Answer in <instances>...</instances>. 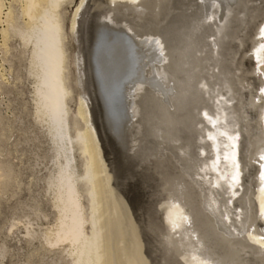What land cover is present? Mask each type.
<instances>
[{
	"label": "rangeland",
	"instance_id": "obj_1",
	"mask_svg": "<svg viewBox=\"0 0 264 264\" xmlns=\"http://www.w3.org/2000/svg\"><path fill=\"white\" fill-rule=\"evenodd\" d=\"M20 1L21 0H4L5 6L3 9V15L10 9L12 14L16 16L18 15L19 19L17 22L23 23L27 20V17L20 15V10L22 9V1ZM98 1L99 0H68L62 5V17L64 18L62 19L64 21L63 24L66 35V52L69 55V58L71 57L70 62H72L69 64V77L73 100H68V107L74 113H77L78 105L82 106L81 111H83L84 118L81 117L79 119L82 125L85 124V127L89 130V133L92 136L93 158L95 161V170L98 175V186L101 191L100 200L102 209L105 210L108 218L107 220L111 222V225L113 224L117 232H119L114 238L109 235V233L107 234V240H110L106 249L107 253H109V256H112L113 248L116 245L120 264H190V261L192 262L191 264H195L194 260H196L197 264L205 263L206 261H209V257L205 255L207 250L203 249L200 241H198L200 239V236L198 237L197 234L198 232H193L194 235H189L188 231L184 228V225L182 228L178 227V229L176 226V228L172 227L169 230L166 222V219L169 218L167 211L171 212L178 209V212L176 213L182 218L181 221L186 220L187 224L190 223V226L188 225V227L196 230L192 225V221L194 220L191 216L193 212L197 213L194 202L189 203V206L191 205L190 207L192 208L189 207L188 210L191 209L192 211L190 210L191 212L184 213L185 211L175 204L174 197L171 195L168 188L171 182L170 180L173 177L178 182L181 178L189 179L190 176L188 173L185 172L186 176L184 175V177L181 175V172L183 171L180 168V166L186 164L185 161H189V158L186 159V155L184 154L178 155V149H173L169 146L170 144L172 145L170 141L165 142L166 144L164 143V147L162 142L163 138L155 139L156 133L153 132L154 130L160 129L164 132L166 130V128L164 130V126L168 125L170 127L171 125L164 123L160 117L155 118L156 115L153 111L157 106L154 107L153 103L150 104L152 105L150 106L145 102V105H143L144 107L141 105L144 104V102L140 103L141 101H144V96H146L145 101L152 100L150 96L152 93L145 94V92H141V86L144 88L149 86L158 91V95L155 96L156 99H159V101L161 100V103L166 101L164 98L166 95L170 94L168 91L170 88L167 86L169 85V82H165V80L171 77L170 71L174 68L173 61L176 51L173 46L176 47L177 40L172 37V42H169V38L166 39L165 37L167 35L169 36L171 33H174L175 35L176 32L179 31L177 28L181 27L180 23L183 21L181 18L184 19V13L191 12V10L185 9V5H183L182 1L178 7L175 5L174 12H178V14L177 12L175 13L176 18L173 14L169 17L170 19L172 18V21L169 18L163 21L161 23L162 25H160V33H154L155 30L153 28L156 23L155 21H157V19L162 21L164 15L161 14L162 17L160 15L155 20L152 18L153 16L150 10L152 11L154 8L152 7L154 2L151 0H146L149 7L147 10H145L146 7L143 9L144 15L142 12L140 13V11H138L139 13L136 11L130 12V14L133 13L132 15H120V18L127 22L130 29L133 30V34H135V31L137 33L138 30L142 29L145 32L152 33L153 37L158 39H153V42L159 41L161 42V45L163 44V48L161 49L156 48L155 44L152 42V44H150L148 41V44L146 43L147 46L144 44V47L141 49L140 46L142 43L139 44L140 42L138 41L135 42L134 40H129L128 36L130 33L128 34L127 31H123L122 33L118 30V20H114V18L113 20L111 19L112 21H105L106 15H103L104 18L100 17V15L104 13L103 10L108 11L112 5L109 6V4H106V6L100 5L98 7L96 6ZM126 1V3H131L132 7L138 5L135 4L136 0ZM183 1L186 2L188 0ZM197 1L198 0H195V3H197ZM234 1L227 3L240 4V2H242L241 0ZM251 1V5L249 4L246 8L241 7L242 9H239L240 12L242 11L241 13L239 12L240 14L247 15V13L244 12L245 9L248 10L250 6L253 9V12H251L252 14L249 15L250 17L247 16L246 21L244 20V22H238L235 18H232L237 21H234L236 25L234 23L232 27L228 28V37H223V51L232 55V61L230 60L231 63L228 62L227 59L222 62L223 64H228L230 66V68L228 66L229 69L227 68V71L229 70V72L227 73L225 71V75L233 78L232 87H239L240 89L239 91L232 92L233 99L229 101L228 94L225 91L224 76L222 73H217L220 74L222 77L221 79L223 80L220 79V82L218 81L219 86H217L216 89L218 95H216L217 93L215 94L217 103L215 105V112L212 114L215 115V117L213 116L212 119H215L214 121L217 122L216 127L219 128L217 129V133L220 134L218 135L225 137V135H228V132H230L229 129L231 128L232 121L228 115L225 116V119V114L223 115L222 113L223 111L225 112V109L230 108V106L233 107V104H235L236 111L233 110V112L236 114V117L238 116L237 122L240 119V131L244 138L246 134H251V148L252 150L257 151L255 158L258 159V162L256 161L257 167L255 168L256 170L254 169L255 171H253V175H256L257 180H259L255 181L254 179L253 186H251L249 182L244 184L245 187L241 190H244L243 192H246V194L252 190L254 195L249 201L247 200V204L244 203V200H241V204L244 207H241L242 209L240 208L241 211L238 210L239 214H246H243L245 217L242 215V218H244L242 222L246 223L247 229H249L247 234L245 233L243 235L244 232L242 233V236H244L243 241L248 240L249 242L252 241L254 243L249 232L252 233L255 229H253V231L250 230V226H253L254 228V225H257L256 223L260 222L263 225L262 227H264V124L260 122V117L264 115V39L263 34L260 38L257 35L258 32L264 29V0ZM120 3L123 5L125 0H122ZM143 6L144 5H142V7ZM117 7L120 12H122V7ZM108 14L109 11L107 13V18ZM198 15L200 17L201 14ZM232 15L233 14L231 13L229 17L230 20H232ZM141 16L142 18H140ZM168 20L170 23H167ZM222 20L223 19H220L219 17L217 19L215 18V20L213 19L212 22L216 24L211 26L212 30H219V28L223 29L221 23ZM173 21L177 24L176 26H174L175 23ZM201 21L203 20H200V22ZM98 23L99 26H103V30L101 27H98L101 30L98 28V30L96 29ZM166 23L168 25H166ZM241 23L244 25L242 26ZM113 25L115 27L114 29L112 28ZM152 25L153 27H150ZM169 25L171 26L170 28ZM3 27L6 28L5 22L0 23V28ZM169 30L173 32L169 33ZM229 31L233 32L229 33ZM2 34L3 33L0 31V168L1 166L2 169L5 168L7 164L9 167L6 168L9 169L8 177L10 178H3V176L0 178V264H72L71 258L68 256L67 252L64 251L66 250L64 244L49 245L44 239V233H48L54 229L57 217V211L51 201L52 194L49 191L46 182L47 177L55 170V151L46 124L35 117L36 106L35 101H33V87L35 83L34 78L28 73L30 45H24L21 39L13 35L11 32L6 34L5 37ZM165 34L166 36H164ZM172 34L170 37L173 36ZM214 38V35L206 37V39L210 41ZM242 40H245L246 43H243ZM116 41H118L117 44H115ZM130 41L133 43L135 42V48ZM183 44L177 48L180 51V61L181 63H192L193 58L191 60L192 55L186 48L187 44ZM95 45L97 47L99 46L98 51L96 50ZM100 45H102V49ZM117 45H119L118 48ZM123 45L125 46L123 47ZM228 45L229 50H226ZM121 47L123 48L121 49ZM105 52L106 55H104ZM121 54L126 55L124 61L126 68L124 67L122 69L123 71L118 70L119 66H117V61H119ZM183 54H186V56ZM115 57L116 59L114 60ZM124 71L125 73H123ZM121 72L123 74H121ZM138 74L141 77H139ZM188 74L187 70L185 72L180 71L178 75L188 79ZM197 75L198 74L196 73L193 76L195 79L192 80V84H189L190 86L187 81L184 82V88L188 87V90L191 88L192 90L197 91L201 86V80ZM182 80L184 79L182 78L181 82ZM125 89L128 91L124 92ZM137 92L139 95L141 93V95L139 96ZM142 93H144V95ZM132 96L134 98H132ZM162 96L163 99H161ZM260 96L261 99L258 102L257 98H260ZM137 100L139 102H137ZM259 104L261 107L258 108ZM148 107H152L151 110L155 109L151 111ZM136 108L137 110L143 108L141 110L142 114L139 113V111H136ZM145 113H147L148 116ZM216 115L218 117H216ZM242 122L244 125L241 124ZM246 122L250 123V127H244ZM191 126L192 125L189 127L191 128ZM242 126L244 128H242ZM248 128H250L249 132L247 131ZM172 132H175L177 135L179 134L176 130H172ZM233 134H230L231 140L235 138L233 137ZM241 138L242 136L240 138L236 137L237 140L234 139V142L231 144L226 140L227 142L224 143V145L222 144L224 141L222 142L221 140L220 144L226 148L232 145L229 149V154H233L238 158L240 156V159L242 158L239 160L240 165H242L239 167V172H244V162L248 161V158H245L243 151L244 153H249L250 151L243 149L245 141L248 143V138L247 140L244 139V142L243 138L240 140ZM154 142H158L160 145H154ZM214 142V144H217L216 141ZM234 143L235 149L240 150L235 151L233 148ZM238 144H241V147H239ZM178 156L184 157L186 160H183L181 157L179 159ZM216 158L214 159L215 161H217V159L218 161H221L219 157ZM161 159L165 166H162L161 163H159V166L156 165L157 160L162 161ZM76 160L78 161L77 157ZM177 160H179V162ZM80 165L84 169L82 162ZM173 165L176 167L174 168ZM85 173L87 174V172ZM231 173L232 172H229L228 174ZM253 175L250 179L254 178ZM171 198L172 201H170ZM180 200L181 199H179L178 202L182 203ZM169 202L170 204L167 205V208L166 204ZM254 203L257 204V207L252 215V221L254 223H251L250 215L252 214V204L254 205ZM85 204L87 205L88 210H91L92 200L89 201L87 198ZM170 205H172V209L169 207ZM243 210L245 212H242ZM122 214L125 216L123 217ZM182 214L186 217H182ZM230 214L231 216H234L233 218H236L235 213ZM223 219L225 220H223L224 230L227 229L226 232L228 234V239L231 242L228 241L229 243H227L226 251L221 250V259L218 264H220V262L221 264H226L229 255L232 254L229 252L234 249L236 250V247H238L236 237L234 238L230 232V230L234 228L229 226L230 224L225 218ZM226 222L229 224L228 228L226 227ZM157 226L159 227L157 228ZM163 226L167 229H164ZM194 226L197 227V225ZM176 229L179 231L175 232ZM181 229L183 233L181 232ZM203 229L199 230H201L202 234L206 236V231ZM243 229L246 230V226H244ZM153 231L155 232L152 233ZM253 234L258 238L255 231ZM140 240L143 241L142 245ZM233 240L235 244L233 243ZM255 244L257 243L255 242ZM231 245H233V247ZM119 247L122 248L124 253L119 250ZM194 247L198 251L200 250V253L203 255L202 257L196 259L190 258L193 255L192 251L194 250ZM213 247L215 248V246ZM257 247L259 250H262L264 246L257 244ZM211 250L213 253L220 252V250L218 251L213 248H211ZM252 253L255 254L253 251ZM252 253L250 257H253L254 259L255 256H253ZM225 254L228 257H226ZM243 256L242 258H244ZM141 257L143 260L140 259ZM256 258L259 259L258 257ZM203 260L205 261L203 262ZM212 263L214 264L215 262L211 261V264Z\"/></svg>",
	"mask_w": 264,
	"mask_h": 264
},
{
	"label": "bare ground",
	"instance_id": "obj_2",
	"mask_svg": "<svg viewBox=\"0 0 264 264\" xmlns=\"http://www.w3.org/2000/svg\"><path fill=\"white\" fill-rule=\"evenodd\" d=\"M21 1H22V6H21L22 9L20 10V15L26 16L27 20L23 23H18L17 22L19 19L18 15L16 16V15L12 14L10 9L7 12H5L3 15V9L5 6L4 5L5 2H4V0H0V23H2V22L6 23V28H4V27L0 28V31L3 33L2 35L4 37L6 36V34L11 32L13 35L19 37L24 45H30V53H29L30 58H29V65H28V73L34 78V83H35L34 87H33L34 88V94H33L34 100L33 101H35V106H36L35 107L36 110L34 109L36 111L35 117L39 121H42L43 123L46 124L47 131H48L50 138H51V141L54 145L55 170L52 174H50L47 177L46 182H47L48 189L52 194V198H51L52 200L51 201H52V205L54 206V208L57 211V217H56V224L54 226V229L48 233L45 232L44 233V239H45L46 243L49 245L64 244L66 247V250H64V251H66L68 256L71 258L72 264H120L119 257H118V250H117L116 245L113 248L112 256H109V253H107V250H106L107 245H109V243H110V240L109 241L107 240V234L109 233V235L113 236V238H114V236L118 235L119 232H117V230L115 229V226L113 224L111 225V222H109L107 220L108 218H107V215L105 213V210L102 209L101 200H100L101 191H100L99 186H98V175H97V172L95 170V164H94L95 161L93 158L92 136L89 133V130L85 127V124L82 125L81 121L79 119L81 117L84 118L83 111H81L82 106L78 105L79 107H78L77 113H74L68 107V100H71V99L73 100V98H72V87L70 85V77H69L70 76L69 64H71L72 62H70L71 57L69 58V55L66 52V46H65V39H66L65 36L66 35H65V29H64V24H63L64 18L62 17V5L64 3H66L68 0H21ZM121 1L122 0H99L97 2V5H96L98 7L100 5L106 6V4H109V6L112 5L111 8L108 10L109 11L108 18H107V13H108L107 10H103L104 13L101 14L100 17L102 18L103 15H106L105 21H108V20L112 21L114 18H115L114 20H118L117 21V22H119V25H118L119 29L118 30L122 33H123V31H127L128 34L130 33L128 36L129 40L131 39L132 41L134 40L135 42L138 41V42H140L139 44L142 43L140 46L141 49L144 47L143 46L144 44L147 46L148 41L150 44H152V43L155 44L156 48L162 49L163 44L161 45V42H159V41L153 42V39H155V37H153L152 33H148L147 31L145 32L144 30L141 29V30H138L137 33L135 31V34H133V30L130 29V26H128V23L123 21L122 18H120V15H125V14L132 15L133 13L130 14V12H132V11H136L137 13H139L138 11H140V13L142 12V14H143V9H145V7H146L145 10H147L149 7V5H147V3H146V0H136L135 4H138V5L135 7H132L131 3H126L127 2L126 0H125V3L123 4L124 6H123L120 3ZM151 1L154 2L153 6L151 5L152 7H154L153 8L154 10L153 9H152V11L150 10V12H152V16H153L152 18L155 20L161 14L164 15L163 16L164 19H162V21H160L158 19H157V21H155L156 23L154 24V28H153L155 30L154 33L159 32L160 25H162L161 23L163 21H165L166 19H168L170 16H172L174 14L175 18H176L175 13L177 11L174 12L175 5L178 7L179 4H181V1L183 2V5H185V9L191 10V12H185L184 13V19L181 18L183 20L180 23L181 27L177 28V29H179V31L176 32L175 35H174V33L172 34L171 32H173V31H170V30H169L170 32L169 31L168 32L171 33L173 36L170 37L171 34L169 36L168 35L166 36V34L164 35V36H166L165 37L166 39L169 38L168 39L169 42L171 41L172 37H173V39L176 38L175 40H177L176 47L173 46L174 50L176 51L175 55H174L175 58L173 61L174 62V68H172L170 71L171 77L168 76L170 79L167 78V80H165V82L166 81L169 82V85H167V86L170 88L168 90L170 94L166 95V97L164 98V100H166V101L161 103L160 102L161 100L159 101V99H156L155 95H158V93H157L158 91H156L155 89H152L147 85H146L147 88H144L143 86L140 87L141 92L143 91V92H145V94L146 93L147 94L152 93L150 95L152 98L151 101H145L146 96H144L145 97L144 101L140 100L141 101L140 103L144 102V104H141L142 107H144L143 105H145V102H147L148 105L153 103V106L154 107L157 106V108L156 109L154 108L155 109V110L153 109L154 111L151 110L152 107L149 108L152 105H150L148 108L151 111H153V113H155V115H156L155 118L160 117V119L164 123L171 125L170 127L168 125L164 126V130L166 128V130L164 132H162L160 129L154 130L153 132L156 133L155 139L156 138H163L162 142H163L164 147H165L164 143L170 141L172 143V145L170 144L169 146L173 149H178L177 150L178 155L184 154V155H186V159L189 158V161H185L186 164L180 166V168L183 171V172H181V175L184 177L185 172H186L190 176L189 179L188 180L185 178L182 179L180 177L182 180L180 179V181L178 182L173 177L170 180L171 182H170V185L168 188H169L171 195L174 197L175 204L177 206L181 207L185 211L184 213H187L191 210V209L188 210V208L191 206V205L189 206V203L194 202V206L196 207L195 210L197 213L193 212V214L191 216L193 217V220H194V221H192L193 222L192 225H193V227L196 228V230H193L191 227L189 228L188 225L190 226V223L187 224L186 220L181 221L182 218H180L179 217L180 215H178V213H176V212H178L177 211L178 209L173 210L171 212L167 211L169 218L166 219V222H167V225L169 227V230L172 227L176 228V226H177V228L178 227L182 228L184 225L185 226L184 228L186 229V231H188L189 235L190 234L194 235L193 232L194 233L198 232L197 233L198 237L200 236L199 238L201 239V240L199 239L198 241H200L202 248L207 250L206 251L207 253L205 255H207L209 257V261H206L205 263H202V262H200V263L211 264V261H212V262H215L214 264H218V262L221 259L220 258L221 254H222L221 250L226 251L227 250V243H229L228 241H230L228 239V234L226 232L227 229L224 230V227H223L224 226L223 222L225 221L223 218H225L230 224L229 225L226 222L227 223L226 227L228 228V225H229V226H231V228H234V229L230 230V232L234 238L236 237V239H237L236 243L238 245V247H236L237 249L236 250L234 249L235 251L231 250V252H229V253H232L231 255H229V257L226 256V254H225V256L228 257V259H227L228 262H226V264H264V247L262 248V250L258 249L259 246L257 247V244L264 246V229H263L264 227H262L263 225L260 222H257L256 223L257 225H254V228H253V226L252 227L250 226V228H251L250 230L253 231V229H255L254 230L255 234H257V236H258V238H256V236L253 234L254 231L252 233L249 232L250 237L254 240V243L252 241L249 242L247 239H246L247 241H245V240L243 241L244 236H242V233L244 232L243 235L245 233L247 234V231H249V229H247V224L242 222L244 219V218H242V215L245 213H242V214L238 213V210H240L241 207L242 208L244 207V206H242L241 202L244 200V203L247 204L249 199L254 195L252 190H250V192L247 194H246V192H243L244 190H241L242 188L244 189V187H245L244 184L249 182L250 185L253 186L254 185L253 184L254 179H255V181L259 180V179L257 180L256 175H253V171H255L256 170L255 168L257 167L256 161L258 162V159L255 158V156L257 155V151L252 150V148H251V140H250L251 134L245 133L246 134L245 138L242 135V132L240 131V126H239L240 119L237 122L238 116L236 117L235 116L236 114L233 112V110L236 111V107L234 106L235 104H233V107L230 106V108L225 109V112L223 111V113H222L223 115L225 114L224 118L226 115H228L232 121L231 128L229 129L230 132H228V135H225V137L219 136L220 134L217 133L218 132L217 129H219V128L216 127L217 122L214 121L215 119L214 120L212 119L213 116L215 117V115H212V114H213V112H215V105L217 103L215 94L217 93L216 95H218V92H216V89H217V86H219L218 81L222 78L220 76V74H217V73L218 72L222 73L224 76L223 79L225 81V91L228 94V100L229 101L233 99L232 92L237 91V90L239 91V89H240L239 87H234V86L232 87L231 85H232L233 78L229 77V76H228L229 77L228 78L225 75V71L227 73L229 72V70L227 71V68L229 65L228 64L225 65L222 62H224V60H226V59L228 62H230V60L232 59V55L223 51V48H224L223 37H228L227 36L228 28L232 27V25H234V23H235L234 21L237 20L238 22H240V21L244 22V20L246 21L247 16L250 17L249 15H251L252 14L251 12H253L252 11L253 9L250 6H249L248 10L245 9L244 13H247V15L246 14L245 15L240 14L242 11L240 12L239 9L241 7L246 8V6L249 5L252 1L251 0H241L242 2H240V4H235V3L229 4V3H227L230 1L233 2L234 0H230V1H228V0H198L197 3H195V0H188L186 2H184L183 0H154V1L151 0ZM245 1H246V3H245ZM142 5H144V6L142 7ZM117 6L122 7V12H120V10L118 9ZM123 8H127V9H123ZM63 13H64V11H63ZM231 13L233 14L232 15L233 17H231V19L235 18L236 20L235 19H232V20L229 19ZM142 14H140V15H142ZM177 14H178V12H177ZM198 14H201L200 17ZM162 15H161V17H162ZM201 16H202V18H201ZM133 17H131V18H133ZM218 17L220 19H223L221 21L223 29L219 28V30L214 31V29L212 30V28H211V26L214 24L212 22V20L213 19L215 20V18L217 19ZM140 18H142V16ZM85 19H86V17H85ZM176 20H178V19H176ZM200 20H203V21L200 22ZM168 22L170 23L169 20L167 21V23ZM167 23H166V25H168ZM77 24H78V21H77ZM97 25L98 26L96 27V29L98 27L99 28L101 27V26H99V23ZM144 25H146V24H144ZM176 25L177 24L175 23L174 26H176ZM235 25H236V23H235ZM241 25H242V23H241ZM102 27H101V29H102ZM150 27H153V25ZM170 27L171 26L169 25V28ZM112 28L113 29L115 28L114 25L112 26ZM140 28H142V27H140ZM101 29H99V30H101ZM172 29H173V25H172ZM72 30H73V28H72ZM163 32H164V30H163ZM230 32H233V31H229V33ZM73 33H74V30H73ZM235 33H233V34H235ZM262 34H263V39H264V29L257 33L259 38ZM210 35L211 36L214 35V37H215L211 41L206 39V37L210 36ZM156 37H158V36H156ZM231 38H232V36H231ZM258 40H261V39H258ZM117 42L118 41H116L115 44H117ZM163 42H164V40H163ZM183 42H184V44H187L186 48L188 49V51L192 55V57H191V60L193 58L192 63H189V62L188 63H186V62L181 63V61H180V57H181V56H179L180 51L177 48H178V46L182 45ZM242 42L246 43L245 40H242ZM134 43L131 42L133 47L134 46L136 47V45ZM97 45H99V44H97ZM100 46L102 49L103 48L102 45H100ZM118 46L119 45H117V48H118ZM120 46H121V44H120ZM124 46L125 45H123V47ZM105 47H107V46H105ZM123 47H121V49ZM150 48H151V45H150ZM181 49H182V47H181ZM96 50L97 51L99 50V46L98 47L96 46ZM226 50H229V45L226 48ZM119 51H121V50H119ZM139 51H140V49H139ZM184 51H186V50H184ZM139 53H141V52H139ZM126 54H127V52H126ZM104 55H106V52ZM131 55H133V54H131ZM183 55L186 56V54H183ZM108 56H109V54H108ZM125 56H126L125 54L124 55L121 54L119 61H117L118 62L117 66H119L118 70H122L125 67V62H124ZM127 56H128V54H127ZM102 57H104V56H102ZM126 58H128V57H126ZM111 59H113V58H111ZM115 59H116V57L114 58V60ZM103 61H105V60H103ZM185 61H187V60H185ZM111 62H112V60H111ZM86 63H87V61H86ZM229 68H230V66H229ZM110 69H112V68H110ZM187 70L189 73L188 79L184 78L183 76L178 75L180 73V71L185 72ZM113 71H115V70H113ZM138 72H140V71H138ZM123 73H125V71ZM123 73L121 72V74H123ZM196 73L198 74L197 76L201 80V86L199 87V89L196 91V90H192L190 87L189 88L191 90L190 89L188 90V87L184 88V85H183L184 82L187 81L188 85L192 84V80L195 79V77L193 78V76ZM72 74H73V72H72ZM139 77H141V76L139 75ZM182 78L184 80H182V82H181ZM223 79H221V80H223ZM71 82H73V81H71ZM126 91H128V90L125 89L124 92H126ZM132 92H135V91H132ZM142 94L144 95V93H142ZM222 94H223V92H222ZM238 94H240V93H238ZM138 95H139V93H138ZM140 95H141V93H140ZM164 95H165V93H164ZM128 97H129V95H128ZM132 98H134V97L132 96ZM161 99H163V96ZM260 99H261V96H260V98L259 97L257 98L258 102ZM133 101H134V99H133ZM182 101H183V103H182ZM218 101H219V99H218ZM137 102H139V101L137 100ZM69 103H70V101H69ZM230 105H232V104H230ZM259 107H261L260 104L258 105V108ZM140 109L142 110L143 108H140ZM141 110H137V108H136V111H139V113L142 114ZM201 110H202V112H201ZM217 110H218V106H217ZM199 111L201 112V114ZM145 114H147V113H145ZM254 115H255V113H254ZM147 116H148V114H147ZM152 117H154V116H152ZM179 117H181V118H179ZM216 117H218V116L216 115ZM224 118H223V120H224ZM260 122L262 124H264V115L262 117H260ZM241 124H243V122ZM190 125H192L191 128L189 127ZM247 126L250 127V123L246 122L244 127H247ZM244 127L242 126V128H244ZM172 130L178 131L179 134L178 135L175 134V132H172ZM249 130H250V128L247 129L248 132H249ZM231 133L235 134V135L233 134V137H235L234 139H236V137L240 138L242 136L243 142H244V139L247 140V138H248V140H247L248 143H246V141H245L244 146H243L244 150L250 151L249 153H244V151H243L245 158H248V161L244 162L243 167H244L245 171L242 169L244 172H239V167L242 166V165H240L239 160H241L242 158L240 159V156L238 158V157H235V155H233V154H229V149L232 147V145L227 147V148L223 146L224 143L227 142L226 140H228V143H230V144L234 142V139L231 140V138H230ZM173 136H174V138H173ZM258 137H260V136H258ZM242 138L240 140H242ZM221 140H222V142L224 141L222 143L223 144L222 146L220 144ZM214 141H216L217 144H214L215 143ZM217 141H219V142H217ZM154 145L159 146L160 143L154 142ZM239 147H241V144L239 145ZM233 148L235 149V143H234ZM216 150H218V151H216ZM236 150L238 151L240 149H235V151ZM76 157L78 158V161L76 160ZM180 157H179V159H180ZM216 157L217 158L219 157L221 159V161H218V159ZM181 158H183V160L185 159L184 157H181ZM215 158L217 159V161L214 160ZM158 160H160V159H158ZM158 160H157L156 165L159 166V163H161L162 166H165L163 164L162 159H161L162 161H158ZM183 160H182V162H183ZM177 161L179 162V160H177ZM212 161H215V162H212ZM81 162L84 165V169L80 165ZM260 163H261V161H260ZM174 165H173V167H174ZM4 167H5V165H4ZM6 167H9V166H7V164H6ZM6 167L2 169V166H1L0 178H2V176H3V178L4 177L10 178V177H8V170L9 169ZM85 172H87V174ZM161 172H163V171H161ZM229 172H232V173L228 174ZM252 175L254 178L250 179V177H252ZM9 176H10V174H9ZM4 180H2V181H4ZM251 188H253V187H251ZM87 198L89 201L92 200V208H91L92 211L90 209L88 210V207L85 204V200ZM178 198L181 199L180 201L182 203L178 202V200H179ZM170 201H172V198ZM176 202H178L179 204ZM168 204H170V202L167 203L166 206ZM192 206H193V204H192ZM169 207L172 209V205H170ZM256 207H257V204H255V203H254V205L252 204V210L253 211H252V214L250 215V219H251L250 222L251 223H254L252 221V215H253V212L256 211ZM167 208H168V206H167ZM190 208H192V207H190ZM89 211H91V212H89ZM242 212H245V211L243 210ZM230 213H233V214L235 213L236 218H233L234 216L233 215L231 216ZM183 215L184 214H182L181 216L186 217ZM124 216L125 215H123V217ZM186 219H188V218H186ZM164 225H165V222H164ZM194 225H197V227ZM250 225H252V224H250ZM244 226H246V230L243 229ZM158 227L159 226H157V228ZM165 227H166V225H165ZM165 227H164V229H167ZM89 228H90V231H89ZM203 228H205V229H203ZM155 229H156V226H155ZM199 229L205 230L206 236L204 234H202L201 230H199ZM260 230H261V232H260ZM172 231H175V230H172ZM177 231H179V230L176 229L175 232H177ZM228 231H229V229H228ZM154 232L155 231H153L152 233H154ZM181 232H182V229H181ZM27 233H29V232H27ZM163 236H165V235H163ZM229 237H230V234H229ZM233 237H231V238H233ZM194 239H195V236H194ZM158 240H159V238H158ZM162 240L165 241L164 239H162ZM140 242L142 245L143 241L140 240ZM255 242L257 244H255ZM233 243H234V240H233ZM213 246H215V248ZM231 246L233 247V245H231ZM119 248H120L119 250L121 252H123L122 248L121 247H119ZM211 248L216 249L218 251L220 250V252L213 253ZM231 249H233V248H231ZM228 250H229V248H228ZM141 251H142V248H141ZM252 251L255 254H253ZM251 253L253 256H255V258L258 257L260 259V261L257 258L253 259V257H250ZM192 254H193L192 257L189 256L191 259L192 258L196 259V258H200L203 256L200 253V250L198 251L195 247H194V250L192 251ZM189 255H190V253H189ZM243 255H246V256H243ZM242 256L244 258H242ZM144 257H146V256H144ZM170 257H172V256H170ZM140 259L143 260L142 257ZM194 261H195L194 263L197 264L196 260H194ZM204 261L205 260H203V262ZM222 261H224V260H222ZM208 262H210V263H208ZM191 263L192 262L190 261V264ZM220 264H221V262H220Z\"/></svg>",
	"mask_w": 264,
	"mask_h": 264
}]
</instances>
